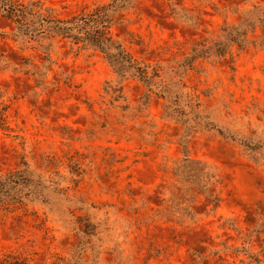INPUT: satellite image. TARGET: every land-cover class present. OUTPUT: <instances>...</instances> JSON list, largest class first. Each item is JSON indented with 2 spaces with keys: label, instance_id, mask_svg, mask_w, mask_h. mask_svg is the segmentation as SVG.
Masks as SVG:
<instances>
[{
  "label": "rangeland",
  "instance_id": "obj_1",
  "mask_svg": "<svg viewBox=\"0 0 264 264\" xmlns=\"http://www.w3.org/2000/svg\"><path fill=\"white\" fill-rule=\"evenodd\" d=\"M40 1L69 18L110 0ZM256 7L264 11V0H134L111 29L235 137H190L187 154L215 173L220 200L193 188L180 208L185 129L165 115L166 99L146 102L144 83L120 79L93 48L17 41L0 15V175L28 163L58 180L82 229L40 204L0 208V264H264V25H242ZM231 26L248 29L242 45L172 71Z\"/></svg>",
  "mask_w": 264,
  "mask_h": 264
},
{
  "label": "trees",
  "instance_id": "obj_2",
  "mask_svg": "<svg viewBox=\"0 0 264 264\" xmlns=\"http://www.w3.org/2000/svg\"><path fill=\"white\" fill-rule=\"evenodd\" d=\"M133 1L110 0L91 10L61 18L54 14L53 8L45 6L40 0H0V15L13 23L17 41L25 44L36 42L47 50L46 40L61 37L74 44L93 48L103 54L120 79L133 77L144 83L148 89L145 94L146 102L153 93L165 98V115L181 123L185 129L182 139L186 151L185 158L175 168L180 183L176 205L180 208L181 203L190 201L188 194L193 188L218 202L219 196L212 191L217 182L216 175L207 163L187 154L189 139L199 129L216 130L225 137H235L218 128L208 115L200 111L193 99L182 90L185 85L181 80H176L175 77L167 78L162 65L146 64L137 60L124 44L112 35L113 25L119 22L118 15L125 12ZM250 13L242 23L243 26L248 25L253 30L257 23L264 25L262 8L256 7ZM224 32L223 37L212 44L204 41L197 43L191 54L172 71L179 75L182 71L193 68L198 59L225 57L234 44L244 43L248 29L231 26L225 27ZM46 57L49 60L48 54ZM1 66L0 55V69ZM113 89L115 92L123 90L121 86ZM1 119L3 115L0 112ZM245 144L249 146L248 143ZM45 161L47 164L53 163L56 158L46 157ZM77 173L79 174V171ZM71 202L72 199L58 180L36 173L28 163L22 168L0 175V208L3 211L8 212L15 206L28 203L40 204L57 214V219L67 227L82 230L77 225L80 217L74 219L75 213L69 207L73 205ZM189 207L184 208L187 215H191Z\"/></svg>",
  "mask_w": 264,
  "mask_h": 264
}]
</instances>
